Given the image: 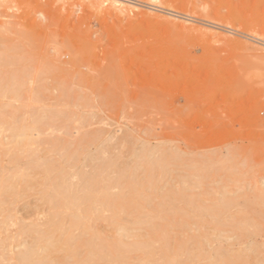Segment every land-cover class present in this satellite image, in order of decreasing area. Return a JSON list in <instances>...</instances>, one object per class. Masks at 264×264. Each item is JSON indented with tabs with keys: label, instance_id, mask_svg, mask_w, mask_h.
I'll return each instance as SVG.
<instances>
[{
	"label": "rangeland",
	"instance_id": "obj_1",
	"mask_svg": "<svg viewBox=\"0 0 264 264\" xmlns=\"http://www.w3.org/2000/svg\"><path fill=\"white\" fill-rule=\"evenodd\" d=\"M89 1L8 0L10 12H7L8 7L4 9L5 13L2 17L0 16V21L8 23L12 15H17L18 21L15 18L12 19L15 20L16 25L15 23L13 26L9 25L11 26L9 29H6L8 25L0 28V34L4 37L6 35L8 39L9 37L11 39L19 37L16 40L23 39V42L20 40L21 43L18 41L21 47L19 51H23L28 57L29 67L22 64L23 62L21 65L24 67L23 70L28 68L27 71L30 73L24 74L26 71H19L23 68L20 64H18L19 70L15 64H10L9 67L6 65L8 69L0 65L2 69L0 73L5 70L2 74L6 76L9 73H18L17 71L23 72L26 76L22 75L20 81L23 86L17 87L16 84L19 90L18 95L11 93L7 94L8 96L3 93L0 95V119L4 116L7 122L13 121V125L25 124L31 129L30 131L35 130L36 140L30 145L34 151L31 156L17 159L12 158L11 152L0 154V177L10 176L23 169V171H31L33 164L46 157L53 158L55 162L59 161L63 158L61 153L73 149L75 140L78 141L79 136L83 144L94 140L91 138L96 135L93 134L94 130V133L99 132L97 135L100 138L105 134L107 137L104 136L100 140L96 135L95 142H89V146L84 144L87 148L85 153L89 155L95 153L96 148L97 151L98 148H108L115 142L112 139L117 137L120 140L116 139V142L120 143L122 140L120 136L123 135V139L128 141L122 140L120 144H116L117 160L119 159L122 164L128 163L130 167L137 164V169L133 167L131 170L143 183L142 189L146 192L149 201L128 205L127 209L118 216H111L108 211H105L103 217L93 219V230L107 238L106 240L113 241L119 237L128 242L136 238L151 239L157 236L156 232L165 231L166 239L156 243V251L158 254L167 255L166 260L156 259L157 261L154 262L142 251H131L127 255V264H176L173 261L179 264H224L226 262V264H264V0H120L117 4H121L122 11L125 10L122 8L127 6L129 8L132 6L131 8L134 9L133 11L129 9L130 16L129 12H118L120 8L117 6L114 8L118 10L107 9L104 6L106 4L108 7L109 5L113 7V0L110 4L108 0L107 2L106 0ZM92 2L97 5L93 6ZM50 8L55 9V12L52 10L55 13L52 12L53 15H59V13L67 17L69 15L70 20L66 17L67 20L65 18V23L62 21V24L59 21L61 17L63 19V16H56L60 18L53 19L55 22L59 19V23L52 25L48 34L39 28L35 33L36 36L27 37L26 32L23 33L27 25L19 23L20 20L27 18L26 24L35 20L44 22L43 13ZM93 13L97 14L99 19ZM18 15L22 19L19 20ZM64 24L71 25V29L75 28L76 30H71V33L75 31V35L80 31V36H84L85 30L80 26L92 31L89 33L92 35V37L89 36L92 40L78 37L81 42L78 44L82 47L79 48L84 51L83 46H86L85 49L89 50L88 58L93 62L96 61L95 65H98L96 68H99L98 76L95 75L97 79H92L95 82L91 81L90 84V81H86L91 86L83 82V86H87L85 89L75 82L80 81L79 76L82 73L94 75L96 72L89 74L87 66H83L87 69L80 67L82 69L79 68L80 73L75 69L68 71L67 74L63 73L62 76V73L59 74L58 69L52 68L51 64H49L51 67L45 64L49 56L45 53L51 56L57 54L54 49L55 43H52L51 39L44 51L42 50L43 52H41V43L38 44V37L39 40L46 36L52 38V32L62 41L63 34L70 32V29L69 31L66 29L69 27L67 25L65 27ZM81 30L84 31L81 32ZM78 38L76 40L79 42ZM8 39L5 40L6 43ZM14 42L12 44H16L17 41ZM90 45L96 47L92 50ZM128 47L132 48L131 50L135 49V53ZM108 49L111 50V54L108 53ZM91 52L94 54L93 58ZM87 54L85 53L84 57H87ZM106 54L112 56L108 55L110 58L102 59ZM134 56L139 59L135 60ZM140 56L143 58V63L140 61L142 60ZM68 57L62 55V60H68ZM144 59H148V62ZM113 63L116 64L112 66ZM110 65L112 66L110 70L114 73L116 71L115 74L110 73ZM125 69L130 70L128 71L130 74L133 71L134 76L127 75V72H124ZM110 74L114 76V79L111 78L113 80L110 79ZM74 75L78 77H73ZM52 77L54 80H60L54 81ZM65 77H67L66 83ZM8 82V79L2 80L0 89L2 84L6 83L4 86H9ZM140 83H143L142 86ZM136 86L140 87L135 88ZM97 87L102 89L98 95ZM91 88L96 91H91ZM141 89L148 93L147 96L153 93L152 89H155V93L158 94L153 96L160 97L157 98L160 102L156 101L157 99H154L152 95L147 98L144 95L145 91L140 93ZM62 92L66 94L60 95V93L63 94ZM79 92H82V95ZM87 95L92 96L91 100L88 99L89 97L87 99L84 97ZM99 95L104 99L101 97L99 99ZM86 102L88 104H85ZM156 102L158 104H155ZM162 103L168 107V110ZM136 104L139 105L136 106ZM56 106L61 111H57ZM153 108L155 111L152 110ZM66 109L68 110L65 111ZM38 112L41 113L38 114ZM93 112L96 115H92ZM10 116L13 119H10ZM48 116L52 117L50 121ZM36 117L44 118L47 123L44 119L41 124L36 123ZM22 119H24L23 123ZM80 121L87 122L85 127ZM10 122H0V142L7 145L6 142L11 140L10 128L7 127ZM65 122L67 126L63 124ZM78 122L80 124L77 126ZM88 122L91 124L88 125ZM2 124H4L3 128ZM36 124L40 125V127L37 126L41 131ZM73 128L76 130H71ZM114 133H117L116 137L113 136ZM87 134L89 136H86ZM60 137L61 144L58 143ZM54 139L58 141L57 144L53 143ZM106 140L108 142H105ZM49 142L55 144L54 147L57 146L58 149H54L52 144L48 146ZM15 143L12 142L11 145ZM8 146L3 145L4 148ZM144 148L151 150L149 153L154 151L153 160L147 156L144 157L142 153ZM61 149H63L62 152H60ZM55 150L60 153H56ZM65 153L64 156L68 154ZM136 153H138L137 157ZM55 156L58 159L60 156L62 158L56 160ZM82 158L83 156L77 160L76 164L79 166L82 165ZM131 158L133 160H129ZM155 160L156 162L158 160L160 164L154 163ZM59 162V165L63 164L62 160ZM151 165L154 167L159 165V168ZM87 167L90 168V164ZM33 175L41 178L44 172L39 169L34 171ZM149 179L155 183L154 187L147 182ZM25 185L24 183L21 188ZM22 191L25 193L21 199L15 203H10L8 200V203L0 207V242L8 244L13 254L22 251L33 241V234L23 232L21 224L43 223L51 206L43 198L49 189L39 190L36 186H28L26 190L22 188ZM113 191H117V188ZM164 194L169 196L168 203L163 202ZM199 207L209 209L204 211L206 209ZM7 213H14L9 218V222L4 217ZM70 220L67 218L66 222L64 221L68 228L72 226ZM151 225H154V228ZM71 228L72 233L77 237L72 243L77 246L76 240L82 231L75 227ZM52 256L60 259L64 256V252H56ZM222 260L226 261L221 263Z\"/></svg>",
	"mask_w": 264,
	"mask_h": 264
},
{
	"label": "bare ground",
	"instance_id": "obj_2",
	"mask_svg": "<svg viewBox=\"0 0 264 264\" xmlns=\"http://www.w3.org/2000/svg\"><path fill=\"white\" fill-rule=\"evenodd\" d=\"M57 1V0H56ZM61 1V0H60ZM81 1V0H80ZM84 1V0H83ZM89 1V0H87ZM93 1V0H92ZM102 2L104 0H101ZM120 0H108L109 4L112 2L113 7H111L109 5L106 6V4L104 5L107 9H113L114 6H117V8H120V5H118L117 3L119 2ZM8 0H5V1H1L0 2V8H2V10L0 9V16L2 17L5 13V10L7 7H8ZM62 2H65V1H62ZM91 2V1H89ZM107 2V0L105 1ZM58 3V2H57ZM66 3V2H65ZM67 4V3H66ZM93 4V6L97 5V3H91ZM95 4V5H94ZM128 4V3H126ZM125 4V5H126ZM156 5V4H155ZM92 6V7H93ZM161 6V5H160ZM4 7V8H3ZM104 7V8H105ZM126 7V6H125ZM132 7V6H131ZM130 7V8H131ZM136 7V6H135ZM139 7V6H138ZM105 8V9H106ZM115 9V10H118V9ZM128 6L126 8H122V9H125L124 11L121 10V8L118 10V12H123V13H127L129 12V16H130V9ZM65 9V8H64ZM67 9V8H66ZM130 9V11H129ZM139 9V8H138ZM55 12V9H52L50 8L49 11H46L43 13V16H44V22L42 21H32V23H29V24H26L27 23V18H23V20H20L22 19V17H20L18 15V18L20 20L19 23H22L24 25H27L25 27V30L23 31L26 32L27 34V37H33V36H36L35 33L38 32L39 28L41 30H44L47 34H48V30H50L52 28V25L56 24L57 23H62V21H64L63 23H65V18L67 17L66 15H53L52 12L53 11ZM134 9H132L133 11ZM142 10V9H141ZM145 10V8H144ZM149 10V9H148ZM9 11V7H8V10L7 12ZM58 11V10H57ZM10 12V11H9ZM8 12V13H9ZM53 12V13H54ZM92 12V11H91ZM138 12V11H137ZM143 12V11H141ZM145 12V11H144ZM58 13V12H56ZM149 13V12H148ZM153 13V12H152ZM150 13V14H152ZM55 14V13H54ZM94 14V13H93ZM99 14H102V13H99ZM136 14V12H135ZM142 14V13H141ZM150 14H148L150 16ZM12 15V13H11ZM53 15V16H52ZM88 15V14H87ZM96 17H97V14H94ZM147 15V14H146ZM147 15V16H148ZM159 15V13H158ZM17 16V15H16ZM15 15H12V19H17ZM56 16H63V19L61 17L60 21L58 19V21L55 22V20L57 18H60V17H56ZM154 16V15H153ZM156 17H158L156 14H155ZM161 16V15H160ZM56 17V18H55ZM69 16L68 15V20L69 19ZM91 17H93V15H91ZM95 17V18H96ZM163 17V16H162ZM184 17V16H183ZM55 20H54V19ZM66 18V20H67ZM98 18V17H97ZM146 19H148L147 17H145ZM11 19V17H10ZM11 19V20H12ZM99 19V18H98ZM97 19V20H98ZM5 20V19H4ZM8 20L7 22L8 23H5L6 21H0V28L2 27H5L8 25V27H6V29L11 26H13V23H15V20ZM82 20V18H81ZM18 21V19H17ZM22 21V22H21ZM86 21V20H85ZM85 21H83V23L86 25ZM172 21V20H171ZM182 21H184L182 19ZM11 22V24L9 23ZM66 22H71V21H66ZM79 22V21H78ZM103 22V21H102ZM175 22V21H174ZM180 22V21H179ZM18 23V24H19ZM62 23V24H63ZM77 23V22H76ZM80 23V22H79ZM81 23V25L83 24ZM186 23V22H185ZM68 24V23H67ZM66 24V25H67ZM70 24V23H69ZM100 26H101V23H99ZM105 24V23H104ZM173 24V23H172ZM11 25V26H9ZM16 25V23L14 24ZM66 25L64 24V26L66 27ZM77 28H78V24H76ZM80 25V24H79ZM109 25V24H108ZM177 25V24H175ZM207 25V24H206ZM69 28L66 27V29H68L67 31H69L70 29V32H65L62 36V41H60L58 38H57V35L52 32V38H47V36L44 38V39H40L39 40V37H38V41L40 44L41 47V52L44 51V48L46 47V44L49 43V41L52 39V43H55V50H56V53L55 55L51 56L50 54L48 53H45L46 56H48L45 64H51L52 65V68H56L58 69L59 71V74L62 73V76H63V73L67 74L68 71H78L80 67L85 68V69H89L88 71H90L89 74L91 73H94L96 72L97 73V69L99 68H96L98 67V65H95V62L96 61H91L92 59L88 58V54L87 52H89V50H86V46H83L85 47L84 48V51H82L80 48L79 45L81 44L80 42V39L81 38H89L92 37L91 33L92 31H89L87 30L88 28V25L87 28L85 29L83 26H80V28L82 27L86 33V35L83 33L84 36H80V31L79 32H76V35L73 33H71V30L73 31L74 29L70 28L71 25H67ZM196 26V25H195ZM72 27V26H71ZM75 27V25H74ZM199 27V26H198ZM198 27H195V28H198ZM184 28H185V25H184ZM192 28V27H191ZM194 28V29H195ZM250 28V27H249ZM64 29V28H63ZM202 28H200L201 30ZM76 30V29H75ZM84 30H81L84 31ZM78 31V29H77ZM187 32V31H186ZM206 33V31H204ZM77 33H78V36H77ZM88 33V34H87ZM218 33V32H217ZM226 33V32H225ZM208 34V33H206ZM211 35V34H210ZM22 36V35H20ZM88 36V37H87ZM231 36V35H230ZM80 39H79V38ZM19 39V37H16ZM16 38L14 39H11L9 37V39L7 38V36L5 35H2L0 34V65L2 67V65L5 67L6 65H10V64H15L17 65V69L20 67L21 63L24 64V65H27L29 64L28 63V57H26V55L23 53V51H19V47L20 45H18L19 43L23 42V39L20 38V40H16ZM78 38L79 42L76 40ZM4 39V40H3ZM8 39L9 41L6 43L5 40ZM36 39V38H35ZM91 39V38H89ZM86 40V39H85ZM84 40V41H85ZM92 40V39H91ZM230 40V39H229ZM14 41H17L16 44H12L15 43ZM19 41V43H18ZM86 42V41H85ZM80 43V44H78ZM136 43V42H135ZM23 44V43H22ZM90 44V43H89ZM92 44V43H91ZM88 45V44H87ZM138 45V44H137ZM82 46V45H81ZM135 46V45H134ZM80 47V48H79ZM91 47V45H90ZM93 47H96L93 45ZM93 47H91V49L93 50ZM131 47V45H130ZM136 47V46H135ZM138 47V46H137ZM141 47V46H139ZM98 48V46H97ZM129 48V47H128ZM88 49V48H87ZM130 49V48H129ZM132 49V48H131ZM130 49V50H131ZM134 49V48H133ZM138 49V48H137ZM20 50H21V47H20ZM43 50V51H42ZM80 50H81V53H80ZM86 50V51H85ZM96 50V48L94 49ZM123 50V49H122ZM121 50V51H122ZM135 50V49H134ZM134 50H131L134 51ZM109 51V49H108ZM111 51V50H110ZM110 51L108 53H110ZM124 51V50H123ZM129 51V50H128ZM136 51V50H135ZM135 51L133 53H135ZM21 52V53H20ZM85 52L87 54V57H84L86 56ZM95 52V51H94ZM99 52V51H98ZM114 52V50H113ZM117 52V51H116ZM119 52V51H118ZM82 53L84 55H82ZM92 53V52H91ZM91 53L89 54L91 56ZM97 53V51H96ZM106 53V52H105ZM99 54V53H97ZM111 54V53H110ZM110 54H106V56H103L102 59L105 57H109L112 56ZM62 55L64 56H69L67 59L68 60H62ZM93 53H92V58H93ZM100 55V54H99ZM110 55V56H108ZM118 55V53H117ZM120 55V54H119ZM45 56V57H46ZM51 56V57H50ZM102 56V55H101ZM130 56V55H129ZM136 56V55H135ZM134 56V58H135ZM95 57V56H94ZM122 57V56H121ZM142 60V63H143V58L142 56H140ZM113 58V57H112ZM124 58V57H123ZM129 58V57H128ZM137 58V57H136ZM139 59V58H137ZM46 59V58H45ZM101 59V61H102ZM107 60V59H106ZM122 60V59H121ZM120 60V61H121ZM144 60H147L148 62V59H144ZM115 61V60H113ZM117 61V60H116ZM123 61H125L123 59ZM109 62V61H108ZM107 62V64H108ZM126 62V61H125ZM137 62V61H136ZM117 63V62H116ZM116 63H113L112 66ZM138 63V62H137ZM150 63V62H149ZM20 64V65H18ZM110 64V63H109ZM124 65V64H123ZM126 65V64H125ZM132 65V64H131ZM143 65V64H142ZM22 66V65H21ZM29 67V65H27ZM50 66V65H49ZM83 66H87L86 67H83ZM109 66V65H108ZM111 66V65H110ZM109 67V70L112 68ZM127 66V65H126ZM140 66V65H139ZM0 67V68H1ZM9 67V66H8ZM23 67V66H22ZM51 67V66H50ZM124 67V66H123ZM134 67V66H133ZM132 67V68H133ZM142 67V66H141ZM146 67V66H145ZM144 67V68H145ZM151 67V66H149ZM153 67V66H152ZM3 68V67H2ZM7 67H5L6 69ZM39 68V67H38ZM117 68V67H115ZM120 68V67H119ZM130 68V67H129ZM140 68V67H139ZM159 68V67H158ZM8 69V68H7ZM10 69H11V66H10ZM9 69V70H10ZM20 69V68H19ZM18 69V70H19ZM24 67L22 69H20L19 71H26V73L24 72V74H27V72L30 73V71H27L29 70L27 68V70H23ZM42 69V68H41ZM80 68V70H82ZM96 69V70H95ZM108 69V68H107ZM124 69V68H123ZM152 69V68H150ZM2 70V69H0ZM8 70V71H9ZM36 70V69H35ZM43 70V69H42ZM41 70V72H42ZM53 70V69H51ZM80 70H79V73H80ZM119 70V69H118ZM136 70V69H135ZM134 70V71H135ZM142 70V69H140ZM139 70V72H140ZM145 70V69H144ZM154 71V67L152 69ZM5 71V70H4ZM3 71V72H4ZM7 71V72H8ZM12 71V70H11ZM17 71L18 73H9L7 76L0 73V83L2 80L4 79H8V83L9 86H4L5 84H2L3 86L1 87L0 89V95L3 93V95H7L9 93L11 94H16L18 95V88L17 87H20L19 85H22V83L20 82L21 81V78H22V75H23V72H19ZM39 71V70H38ZM47 71V70H46ZM50 71V70H49ZM92 71V72H91ZM115 71V70H114ZM121 71V70H119ZM130 71V70H128ZM128 71H125L124 72H127V75H133V71L132 73L130 74V72L128 73ZM146 71V70H145ZM147 71H149L147 69ZM1 72V71H0ZM113 70L111 71L110 70V73H112ZM138 72V73H139ZM150 72V71H149ZM159 72H160V68H159ZM28 73V74H29ZM32 73V72H31ZM44 73H47V72H44ZM54 73V72H53ZM58 73V72H57ZM72 73V72H71ZM75 73V72H74ZM94 73L91 74V75H88L87 73H82L79 77L80 83H78L77 81L75 83L78 84V86H82L84 89L87 88V86H91V81H93L92 79H97V76H98V73L96 74ZM114 73V72H113ZM116 73V71H115ZM114 73V74H115ZM123 73V72H122ZM141 73V72H140ZM146 73V72H144ZM148 73V72H147ZM158 73V71H157ZM153 74H156V72ZM36 75V73H35ZM38 75V73H37ZM53 75V74H52ZM70 75V74H69ZM95 75L96 78H95ZM111 75V77H110ZM108 77H110V79L113 77L114 79V76L112 74H110ZM144 75V74H142ZM160 75V74H158ZM157 75V76H158ZM25 75H23L24 77ZM34 76V74H33ZM54 76V75H53ZM66 76V75H65ZM77 75H74L73 77H75ZM130 76V77H131ZM134 76V75H133ZM135 76H136V73H135ZM156 76V75H155ZM26 77V76H25ZM61 77V76H60ZM78 77V76H77ZM119 77V76H117ZM129 77V78H130ZM137 77V76H136ZM154 77V76H153ZM152 77V78H153ZM159 77V76H158ZM36 78V77H35ZM34 78V79H35ZM116 78V77H115ZM143 78V77H142ZM146 78V77H145ZM177 78V77H176ZM175 78V79H176ZM53 79V77H52ZM63 79V78H62ZM61 79V80H62ZM64 79L65 80V83L67 81V77H65ZM100 79V77H99ZM98 79V80H99ZM104 79H106L104 77ZM111 79V80H113ZM119 79V78H118ZM147 79V78H146ZM161 79V78H160ZM180 79V78H179ZM23 80V79H22ZM26 80V79H25ZM54 80V79H53ZM52 80V81H53ZM55 80H60V79H55ZM54 80V81H55ZM107 80V79H106ZM116 80V79H115ZM120 80V79H119ZM123 80V79H122ZM140 80V79H139ZM155 80V79H154ZM24 81V80H23ZM88 81H90L89 83H87ZM136 81V80H135ZM148 81V80H147ZM161 81V80H160ZM6 82V81H4ZM62 83V81H60ZM82 82V83H81ZM83 82L87 84V86H83ZM95 81H93L94 83ZM113 83H116L114 81H112ZM134 82V81H133ZM139 82V81H138ZM141 82V81H140ZM144 82V80H143ZM151 82V81H150ZM155 82H158V81H155ZM163 82V81H162ZM21 83V84H20ZM29 83V81H28ZM65 83H62V84H65ZM73 83V82H71ZM93 83H92V86H93ZM111 83V81H110ZM123 83L125 84V81L123 80ZM130 83V82H129ZM153 83V82H152ZM16 84L18 85L16 87ZM27 84V83H26ZM55 84V83H54ZM57 84V83H56ZM70 84V83H69ZM68 84V85H69ZM82 84V85H81ZM89 84V85H88ZM96 84V83H95ZM104 84V83H102ZM123 84V86H125ZM143 84V83H142ZM142 84L140 83V85L142 86ZM147 84V83H146ZM158 84V83H157ZM178 84L179 81H178ZM53 85V84H52ZM71 85V84H70ZM85 85V84H84ZM1 86V85H0ZM23 86V85H22ZM21 86V87H22ZM77 86V85H75ZM99 87V83L97 85ZM106 86V85H104ZM103 86V87H104ZM111 86H112V83H111ZM120 86V85H119ZM127 86V84H126ZM125 86V87H126ZM129 86V85H128ZM157 86V85H156ZM171 86V85H170ZM79 87V88H80ZM96 87V86H95ZM97 87V90L96 89L94 90V88H91L90 90L91 91H96V94L98 95L100 90L102 91V89L98 88ZM114 87H116V85L114 84ZM124 87V88H125ZM131 87V86H130ZM139 88L140 86H136L135 88ZM149 85H148V93H149ZM122 88V89H124ZM166 88V87H165ZM21 89V88H20ZM89 89V87H88ZM111 89V87L109 88ZM115 89V88H114ZM146 89V88H145ZM159 89V88H158ZM135 90V89H133ZM138 90V89H137ZM143 91V89H141ZM151 90V89H150ZM153 90V93L151 92V94L149 95H152V97L154 99H157L156 96H153L154 94H158V93H155V89H152ZM173 90V89H172ZM88 91V90H87ZM107 91L108 88H107ZM132 91V90H131ZM161 91V90H160ZM137 92V91H136ZM146 92V91H145ZM145 93L144 95L148 94V93ZM165 92V91H164ZM23 93V92H22ZM63 94L60 93V95H65L66 93L65 92H62ZM65 93V94H64ZM82 92H79V94H81ZM102 93V92H101ZM100 93V95H101ZM104 93V92H103ZM111 93V91H110ZM139 93V94H140ZM72 94V93H71ZM91 94V93H90ZM165 94V93H164ZM82 95V94H81ZM81 95L79 97H81ZM92 95V94H91ZM99 95V99L100 97L102 98V96ZM114 95V94H113ZM112 95V96H113ZM122 95V94H121ZM125 95V94H124ZM129 95V94H128ZM143 95V96H144ZM148 95V96H149ZM8 96V95H7ZM117 96V95H116ZM120 96V94H119ZM118 96V97H119ZM123 96V95H122ZM147 96V95H146ZM145 96V98H146ZM147 96V98H149ZM167 96H168V93H167ZM170 96H172V94H170ZM10 97V96H9ZM60 97V96H59ZM65 97V96H64ZM62 97V98H64ZM86 97H89L88 95L87 96H84ZM91 97L90 96L88 99L91 100ZM117 97V98H118ZM142 97V96H141ZM169 97V96H168ZM78 98V97H77ZM98 98V97H97ZM126 98V97H125ZM130 98V97H128ZM144 98V97H143ZM142 98V99H143ZM152 98V99H153ZM160 98V97H159ZM158 98V99H159ZM172 98V97H171ZM2 99V98H1ZM19 99V98H18ZM104 99V98H102ZM121 99V97H120ZM123 99V98H122ZM150 99V100H152ZM156 100L158 102H160V100ZM167 99H170V98H167ZM55 100V99H54ZM54 100H52V102H55ZM96 100V99H94ZM112 100V99H111ZM116 100V98H115ZM144 100V99H143ZM11 101V100H9ZM61 101V100H60ZM64 101V100H63ZM88 101V100H87ZM99 101V100H98ZM117 101V100H116ZM122 101V100H121ZM135 101V99H134ZM148 103L150 104L149 100H147ZM155 101V100H154ZM169 101V100H168ZM167 101V102H168ZM8 102V101H7ZM13 102V101H12ZM66 102V100H65ZM65 102H63V104H65ZM125 102H127L125 100ZM143 102V101H142ZM158 102H156L155 104H158ZM161 102H162V99H161ZM2 103V102H1ZM9 103V102H8ZM7 103V104H8ZM11 103V102H10ZM111 103V102H110ZM6 104V103H4ZM58 104V102H57ZM85 104H88L87 102ZM91 104V103H90ZM94 105V103H92ZM132 104V103H131ZM134 104V102H133ZM132 104V105H133ZM163 104V103H162ZM166 104V103H165ZM139 105V104H136V106ZM148 105V104H147ZM169 105V104H167ZM5 106V105H4ZM58 106V105H57ZM56 106V107H57ZM65 106V105H64ZM92 106V105H91ZM96 106V105H94ZM121 106V105H120ZM164 106V104H163ZM140 107V106H138ZM152 107V105H151ZM167 110H168V107L165 105L164 106ZM5 108V107H4ZM68 108V107H67ZM148 108V107H147ZM150 108V107H149ZM156 108H157V105H156ZM1 109V108H0ZM58 109V107L56 108ZM60 109V108H59ZM57 110V111H61L60 110ZM69 109V108H68ZM68 109H66L65 111H67ZM155 108H153L152 110H154ZM158 109V108H157ZM164 109V108H163ZM8 111V110H7ZM53 111H55V109H53ZM155 111V110H154ZM12 112V111H11ZM134 112V111H133ZM137 112V111H136ZM14 113V112H13ZM41 113V112H38V114ZM57 114V112H55ZM43 114H45L43 112ZM42 114V115H43ZM55 114V115H56ZM91 114V113H90ZM96 113H92V115ZM59 115V114H58ZM3 116V115H2ZM25 116V115H24ZM45 117V116H44ZM48 120L52 117L48 116ZM96 116H94L95 118ZM5 117L3 116V118L0 119V122H10V121H6L4 119ZM22 118V117H21ZM46 118V117H45ZM57 116H56V120H57ZM69 118V117H68ZM10 119H13L11 118L10 116ZM44 118L40 117L37 119L36 117V123H40L43 121ZM50 119V120H51ZM61 120V118H59ZM9 120V119H8ZM26 120V119H25ZM45 120V119H44ZM49 120V121H50ZM55 120V121H56ZM59 120V121H60ZM87 120V119H86ZM84 120V121H86ZM24 119H22V123H23ZM58 121V122H59ZM64 121V120H63ZM88 121V120H87ZM91 121V120H89ZM13 122V121H12ZM10 122L9 125H7L8 129L10 128V138L11 140H9V142H6L8 143V146L7 144H3L0 142V151L3 155V153H9L11 152V156L12 158H17V159H20L22 157H28V156H31L33 154V150L30 148V145L34 142L35 137L34 135H36V132L35 130L34 131H30L31 129L28 127V126H25V124H23L22 126H19V125H13V123ZM27 122V121H25ZM62 122V121H61ZM66 122L68 123V121L66 120ZM63 123V124H66ZM73 122V121H72ZM81 122V125H84L85 127V123H82L83 121H80ZM80 122L75 123V125L77 124V126L80 124ZM5 123V124H6ZM21 123V124H22ZM45 123H47V121L45 120ZM89 123L91 124V122H88V125ZM32 124V122L30 123ZM35 124V123H34ZM43 124V123H42ZM61 124V123H60ZM13 125V126H12ZM28 125V124H27ZM39 125V124H36V126ZM71 125V124H70ZM4 124H2V128H3ZM32 126V125H31ZM46 126V124L44 125ZM67 126V124H66ZM76 126V128H78ZM6 127V126H5ZM28 127V129H27ZM40 127V125H39ZM38 128V126H37ZM72 128V126H71ZM76 128L74 129H71V130H76ZM5 129V128H4ZM30 129V130H29ZM47 129V128H46ZM80 129V128H78ZM96 129V128H95ZM3 130V129H2ZM38 130H40V128H38ZM1 131V130H0ZM7 131V130H5ZM9 131V130H8ZM41 131V130H40ZM80 130H78L79 132ZM87 131V130H85ZM97 131V130H96ZM72 132V131H71ZM75 132V131H74ZM90 132V131H89ZM92 132V131H91ZM90 132V133H91ZM95 132V130H94ZM93 134H98L97 132ZM104 133V131H102ZM102 132H100V136H102ZM64 134H66L65 132H63ZM62 133V134H63ZM84 133V131L81 133V135ZM88 133V131H87ZM89 133V134H90ZM123 133V132H122ZM37 134H38V131H37ZM73 134V132H72ZM86 134V132H85ZM84 134V136H85ZM115 134V133H114ZM126 134L127 131H126ZM125 134V135H126ZM92 135V134H90ZM95 135V136H96ZM113 135V134H112ZM111 135V136H112ZM117 133L113 136L116 137ZM119 135V134H118ZM121 135V134H120ZM62 136V135H61ZM67 136V135H66ZM74 136V135H73ZM83 136V137H84ZM86 136H89L88 134ZM94 136H91L92 139L94 140H90L88 141V143H84V144H88L89 146V142H95L96 140V137H98L100 140L103 139L104 136H106V134L104 136H102L101 138L97 135L96 137ZM129 138H130V135H128ZM132 136V135H131ZM64 137V136H63ZM80 137V136H79ZM79 137H78V141L75 140V144H76V147H75V144H74V147H72L73 149L69 150V152H66L65 150V155L64 156V153H61V156L64 158H61L59 157H56L58 156L56 154V160H59L63 162V164L59 161H56L52 158V159H47L46 158H43L44 160L42 161H39L35 164H33L34 166H32L31 168V171L30 170H27V171H19L15 174H10V176H2L0 177V207L2 208L3 207V204L4 203H8V200H10L9 202L10 203H15L16 201H18L19 199H21L23 196H24V191H22V188H24L25 190L27 189L28 186L30 187H33V186H36L39 190H43V189H49V191L44 195V200L46 202H48L51 206H50V211L48 212L49 214L45 217L43 223H33V224H30V225H27L25 223H22L21 224V228L23 230V232H27L29 234H33V241L31 243V245L29 246H26L22 251L18 252V253H15L13 254L11 251H10V246L8 244H4V243H1L0 242V264H10V263H14V264H127L128 261H127V255L131 252V251H142L146 254H148V256L150 257V260H153L154 262H156L157 260L161 261V260H166L167 258V255L166 254H158L157 251H156V243L157 242H162V241H165V235H166V232L165 231H161V232H156L157 236L156 237H153L151 239H147V240H143V239H134L133 241L131 242H128V241H125L123 238H115L113 241H109V240H106L107 238L105 237H102V235L99 233V232H96L93 230L94 226H92V221L94 218H101L103 217V213L105 211H108L110 213L111 216H118V214H120L121 212L125 211L128 207V205H131V204H136L140 201H149L148 199V196L146 194L145 191H143L144 189H142V186H143V183L140 182L139 179H137L135 176H134V171L131 170V168L134 167V169L136 170L137 167L136 165H134L133 163V167H130L129 164L127 165L126 162H124L123 164L121 162H119V159L117 160L118 158V154L115 153V150L116 149V144L119 143V142H116V139L117 141L118 140V137L116 139H112V140H115V142L113 144H111L110 146H108V148H105V147H102V148H98V151H97V148H96V152L95 153H91L90 155L89 154H86L85 153V150L87 149L86 146L82 143V139L79 140ZM107 137V136H106ZM105 137V138H106ZM120 137H122L121 139L125 142V141H128L127 139L124 140L123 139V135H121ZM126 137V136H125ZM86 138V137H85ZM109 138V137H108ZM106 138V139H108ZM127 138V137H126ZM39 139V138H38ZM64 139V138H63ZM68 139V138H67ZM90 139V138H89ZM98 139V140H99ZM110 139V140H111ZM133 139V138H132ZM131 139V140H132ZM61 137L59 139V142L56 141V139H54L53 143H56L58 142L59 144H61ZM86 140H88L86 138ZM121 140V141H122ZM130 140V141H131ZM135 140V139H134ZM64 141L67 142L66 139H64ZM63 141V142H64ZM69 141V140H68ZM72 141V140H71ZM120 141V143H121ZM133 141V140H132ZM131 141V142H132ZM12 142H16L15 144H12ZM37 142V141H36ZM70 142V141H69ZM105 142H108L107 140ZM113 142V141H111ZM136 142V141H134ZM39 143V142H37ZM101 143V142H100ZM119 143V144H120ZM52 144V143H51ZM50 142L48 143V146L51 145ZM57 144V143H56ZM70 144V143H68ZM91 144H94V143H91ZM124 146L126 148V143H124ZM134 144V143H132ZM131 144V145H132ZM3 145H6L8 147L4 148ZM65 145V143H64ZM62 145V146H64ZM130 145V144H129ZM130 145V146H131ZM55 144H52V147H54ZM66 146V145H65ZM68 147V146H66ZM65 147V149H66ZM48 148H51V147H48ZM56 148V150L58 149L57 146L54 147V149ZM70 148V147H69ZM118 148H119V145H118ZM53 149V148H52ZM60 149V148H59ZM89 149V148H88ZM91 149V148H90ZM123 149V148H122ZM127 149V148H126ZM148 148H144L142 150V153H144V157L147 156V158H152L153 160V157L152 155L154 154V151L152 153H149V151L151 150H147ZM55 150V151H56ZM59 151V150H58ZM63 149H61L60 152H62ZM95 151V150H94ZM60 152H57L56 153H60ZM138 152V151H137ZM128 153V151L126 152ZM94 154V155H93ZM131 154V153H129ZM133 154H134V151H133ZM137 154L136 153V157H137ZM140 155V154H139ZM143 155V154H142ZM10 156V157H11ZM82 162H81V166H79L77 163V160L80 159V157H82ZM120 156H122L120 154ZM125 156V155H124ZM123 156V157H124ZM127 156V155H126ZM125 156V157H126ZM131 156V155H130ZM151 156V157H150ZM134 158V157H133ZM133 158L129 159V160H133ZM146 158V159H147ZM162 158H160L161 160ZM135 160V158H134ZM136 160L138 161V159L136 158ZM14 161V160H13ZM79 162V161H78ZM139 162V161H138ZM154 163L156 162L153 161ZM162 162V161H161ZM142 163H145V162H142ZM151 163V162H150ZM153 163V164H154ZM158 163V160L157 162ZM90 164V168L87 167V165ZM122 164V165H121ZM160 164V163H158ZM31 166V165H30ZM142 166V165H141ZM146 166V165H145ZM149 166V165H148ZM152 166V165H151ZM156 166V165H155ZM159 166V165H158ZM154 167V165L152 167L154 168H159V167ZM81 167V168H80ZM86 167L88 169H92L91 171H89L88 169H86ZM136 167V168H135ZM148 168V167H147ZM163 168V167H162ZM39 169H41V171L44 172V175L41 177V178H36L33 173L34 171H38ZM129 169V170H128ZM151 169V168H150ZM149 169V170H150ZM2 170V169H1ZM26 170V169H25ZM159 170V169H158ZM144 171V170H143ZM148 171V170H147ZM10 172V171H9ZM32 172V173H31ZM52 172V173H51ZM146 172V171H145ZM153 172V171H152ZM163 171H161L162 173ZM1 174V173H0ZM52 174V175H51ZM3 175V174H2ZM148 175V173H147ZM146 175V176H147ZM152 175V174H151ZM149 175V176H151ZM129 176V178H128ZM154 176V175H153ZM150 180V179H149ZM147 181L149 182L151 185H155V183L153 181ZM155 180V179H153ZM24 183L26 184L24 187L21 188L22 185H24ZM152 187V188H153ZM117 188V191H113L116 190ZM148 188V186H147ZM177 193V192H176ZM178 194V193H177ZM181 195V194H180ZM178 196V195H177ZM163 202L165 203H168V199H169V196L167 194H164L163 195ZM200 208V207H199ZM203 210L206 209V207H201ZM200 208V209H201ZM208 207L206 210L204 211H208ZM14 215V213H7L4 217L5 219L7 220V222H9V218H11L12 216ZM67 218H70L72 221V226L71 227H75L76 229H79L82 231V234L79 236V238L76 240L77 241V246H74V244L72 243L73 242V239L77 238L71 231V227L68 228L65 226V222L67 220ZM65 221V222H64ZM69 221V219H68ZM153 228H154V225H151ZM74 228V229H75ZM73 229V230H74ZM77 231V230H76ZM75 233V232H74ZM99 233V234H98ZM75 242V241H74ZM76 245V244H75ZM80 247H83L82 249ZM80 250V251H79ZM63 251L64 252V256L62 258H56L57 256H52L53 253H56V252H61ZM223 256V255H222ZM157 259V260H156ZM226 260H222L221 263L225 262ZM175 262L176 264H179L178 262L176 261H173ZM227 263V262H226ZM224 263V264H226ZM211 264H215V263H211Z\"/></svg>",
	"mask_w": 264,
	"mask_h": 264
}]
</instances>
